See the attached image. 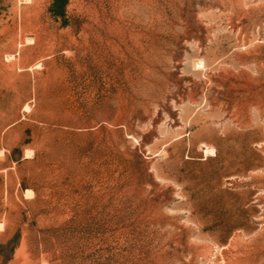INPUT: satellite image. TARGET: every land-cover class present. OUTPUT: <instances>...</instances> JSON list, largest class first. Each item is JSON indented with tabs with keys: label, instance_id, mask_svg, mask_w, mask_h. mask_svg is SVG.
Masks as SVG:
<instances>
[{
	"label": "rangeland",
	"instance_id": "rangeland-1",
	"mask_svg": "<svg viewBox=\"0 0 264 264\" xmlns=\"http://www.w3.org/2000/svg\"><path fill=\"white\" fill-rule=\"evenodd\" d=\"M0 264H264V0H0Z\"/></svg>",
	"mask_w": 264,
	"mask_h": 264
},
{
	"label": "bare ground",
	"instance_id": "bare-ground-1",
	"mask_svg": "<svg viewBox=\"0 0 264 264\" xmlns=\"http://www.w3.org/2000/svg\"><path fill=\"white\" fill-rule=\"evenodd\" d=\"M196 67H197V69H196V70H200V69H201V67H202V65L198 63V64L196 65Z\"/></svg>",
	"mask_w": 264,
	"mask_h": 264
}]
</instances>
